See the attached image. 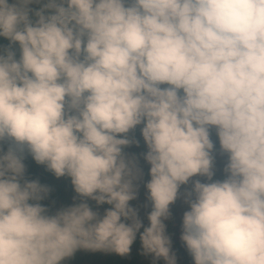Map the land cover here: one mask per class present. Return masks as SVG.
Instances as JSON below:
<instances>
[{
    "label": "clouds",
    "instance_id": "obj_1",
    "mask_svg": "<svg viewBox=\"0 0 264 264\" xmlns=\"http://www.w3.org/2000/svg\"><path fill=\"white\" fill-rule=\"evenodd\" d=\"M0 37V264L124 256L138 233L177 264L180 199L194 264H264V0H0ZM29 156L79 202L51 213Z\"/></svg>",
    "mask_w": 264,
    "mask_h": 264
},
{
    "label": "trees",
    "instance_id": "obj_2",
    "mask_svg": "<svg viewBox=\"0 0 264 264\" xmlns=\"http://www.w3.org/2000/svg\"><path fill=\"white\" fill-rule=\"evenodd\" d=\"M7 44L8 41L0 37V47L6 46ZM133 135L137 139H139L140 145L139 147H137L136 145H132L131 147L125 149V151L139 156L140 153L147 151L146 145L143 141L140 132V126L137 127ZM213 139L214 140L216 139L214 134H213ZM218 147L219 145L217 141V148ZM25 163L27 167L26 177L28 179L30 180L38 179L42 184H46L52 189L49 195L59 194L63 198L62 201H59V198L55 199V198H50L48 196V198L42 201V203L50 209L51 213H54L55 211H57L62 207L71 206L73 203L79 202L73 200V197L76 196L77 194L74 192L70 178L55 177L53 173L47 171L43 165H38L30 156L26 158ZM215 178L222 179L223 174L216 172ZM100 212L101 214H103L102 210H100ZM143 222L145 226H148L149 222L147 219L143 220ZM166 224L168 226L167 232L171 236L173 241V251L177 256V264H180L181 256L187 251L182 241L180 240L181 225L179 224V222H176L174 220L166 221ZM141 231H143V229H141ZM142 251H143V247L138 233L137 238L134 241L130 252L124 256H121L114 252H106L107 256L103 258L101 255L102 251L93 252L90 250L81 249L78 250L73 257L67 258L65 261H63L62 264H70V263L71 264H144L142 262V255L140 254V252ZM153 258L156 261L155 264H161L165 262L162 258L161 259H156L155 257Z\"/></svg>",
    "mask_w": 264,
    "mask_h": 264
},
{
    "label": "rangeland",
    "instance_id": "obj_3",
    "mask_svg": "<svg viewBox=\"0 0 264 264\" xmlns=\"http://www.w3.org/2000/svg\"><path fill=\"white\" fill-rule=\"evenodd\" d=\"M226 159H227L226 156H220L217 153V156H216V172L223 174V167H224V164L226 162ZM140 163H141V166L143 167V170L145 173L144 182H146L148 179H150V176L148 174L150 166L143 160L142 157H140ZM49 197L55 198V199L59 198V201L63 200V198L59 194H51V195H49ZM146 197H147V190L144 187V183H141L138 198L136 200L130 202V204L132 206L139 209V215H140L142 220L147 219V213L151 210L150 205L147 208L145 207V204H148ZM89 203H90V205H92L94 210H98V211L102 210V212H104V210L106 208L110 207L109 205H106V204L103 206H97L94 201H89ZM186 207L187 206L183 203L182 199L178 200L175 205L171 206L173 217L170 220H174L176 222H179V224L181 225L183 212L186 210ZM180 230H181V228H180ZM106 254H107L106 252H103V251L101 252V255L103 258H105L107 256ZM140 254L142 255V262L144 264H146V262H147V264H155L156 263V261L153 258L154 257L153 255H150V254L146 255V254H144V251L140 252ZM164 263H161V264H164ZM180 264H194L191 256L188 254L187 251H186V253H184L181 256V263Z\"/></svg>",
    "mask_w": 264,
    "mask_h": 264
}]
</instances>
